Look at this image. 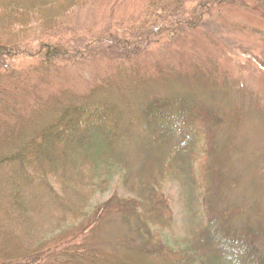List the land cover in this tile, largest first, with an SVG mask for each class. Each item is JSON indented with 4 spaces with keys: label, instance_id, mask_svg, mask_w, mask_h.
Wrapping results in <instances>:
<instances>
[{
    "label": "trees",
    "instance_id": "16d2710c",
    "mask_svg": "<svg viewBox=\"0 0 264 264\" xmlns=\"http://www.w3.org/2000/svg\"><path fill=\"white\" fill-rule=\"evenodd\" d=\"M109 2L0 0V264H264V59L249 79L224 65L231 37L264 58V0H147L110 22L124 33L82 31ZM96 51L84 94H40ZM170 179L189 213L174 243Z\"/></svg>",
    "mask_w": 264,
    "mask_h": 264
},
{
    "label": "rangeland",
    "instance_id": "374dc122",
    "mask_svg": "<svg viewBox=\"0 0 264 264\" xmlns=\"http://www.w3.org/2000/svg\"><path fill=\"white\" fill-rule=\"evenodd\" d=\"M146 2L147 0H110V5L109 3L107 4L109 5V7L98 8L94 11V13L96 14L95 16H90L91 12L88 10L83 11L79 16L80 22L83 25L82 31L88 32L89 30H92L94 32L93 35L97 37L100 33L105 32L107 30L110 22L116 23V21L128 19L133 15L137 17L138 14L141 12V8L146 5ZM114 3L118 4L112 6V4ZM228 15L229 13L223 12L221 14H215L213 17L210 18L206 17V20L204 22L209 21V26L202 27V31L198 32L197 34H192L193 38L194 36L196 37V45H198V50L200 52H202V49H200L199 44H201V42H203L204 44L208 43L207 40H205V31H207L210 26H217L216 28H214V30L219 29V18L221 16L227 18ZM235 20L236 22H238L239 25L242 24L248 27H257L258 25V23H256L257 20L253 18L250 14H237ZM94 24L96 25L95 28L92 27ZM85 27L86 30L84 29ZM116 32L124 33L125 31L123 29L112 28L111 30H107L106 35H110L113 38L114 33ZM217 32H219V30ZM220 35L223 36L221 40V44L223 45V47L218 46L219 49L226 50L227 48V50L229 51L230 47H227L225 44H223V39H229L230 37L222 34ZM230 39L235 40H231L228 46L235 45V48L231 50L236 51L230 54L229 57L227 56L226 60L228 64L224 63V65L236 74L234 75L235 77L239 78V76L241 75L245 79H249L251 75L253 76L256 74V72L258 71L257 69L259 67V65L255 63L253 56H257L262 59L264 58L260 56L257 52H254L253 55L243 54L245 53V51H247V48H252L251 44L255 43L253 41L254 39H246V37H231ZM90 40H94V38ZM213 47L217 48L216 45ZM33 48H36V45H33ZM88 53L89 56L92 55V52L89 51ZM96 55L97 60L95 62L92 59H86V61L88 62L86 63L84 61L85 63H82V61H80V65L78 67L71 64L67 65V67L64 68L62 72H59L58 74H56V76L53 75L52 77H50L51 80L47 84V89L40 90V94L45 95V93L56 92L63 88L70 89L78 94H84L90 87L91 81L93 79L92 75L98 72L101 74V76H104L103 74L107 70L106 68H103L99 65V63H101L99 59L102 60V57L100 54H98V51H96ZM15 64V69L18 72H23L29 69L30 65H33L34 62L30 59H23V61H16ZM244 66L247 69H250L249 73L247 70H242L239 68H245ZM116 185H118V187H121L119 181H114L112 186L108 188V191L105 196L100 197V200L104 201L105 199H107L112 194ZM163 192L168 198L169 204L174 213L173 233L170 231H164L163 234L165 236V240L169 241L170 243H174L175 240L184 238L186 234V228L188 225L187 217L189 215L187 209H185L187 201L185 195L186 191L181 186V184H178L177 182L170 179L165 182Z\"/></svg>",
    "mask_w": 264,
    "mask_h": 264
}]
</instances>
